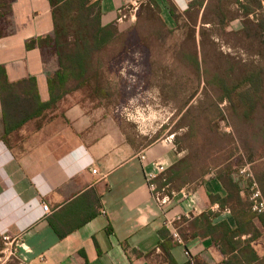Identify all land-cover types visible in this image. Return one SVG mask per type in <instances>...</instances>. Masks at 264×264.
<instances>
[{
	"label": "crops",
	"instance_id": "obj_1",
	"mask_svg": "<svg viewBox=\"0 0 264 264\" xmlns=\"http://www.w3.org/2000/svg\"><path fill=\"white\" fill-rule=\"evenodd\" d=\"M107 1L104 24L117 21L123 4L115 0L114 16L108 19ZM171 1L187 10L194 0ZM8 16L14 27L0 38V65L12 82L36 77L47 101L57 57L47 49L28 50L26 43L53 34L50 2L14 0ZM78 93L12 135L11 146L4 141L0 96V239L19 240L25 264H264V222L247 220L240 232L241 219L231 206L208 197L211 184L226 193L217 181L192 190L198 213L177 225L183 244L170 242L147 176L158 161L169 170L180 158L174 144L141 145L105 108L86 104ZM188 212L180 201L170 209L173 217Z\"/></svg>",
	"mask_w": 264,
	"mask_h": 264
},
{
	"label": "trees",
	"instance_id": "obj_2",
	"mask_svg": "<svg viewBox=\"0 0 264 264\" xmlns=\"http://www.w3.org/2000/svg\"><path fill=\"white\" fill-rule=\"evenodd\" d=\"M103 1L49 0L53 34L26 43L28 50L38 48L43 52L47 49L57 57L59 68L48 77L49 100H42L36 77L12 82L6 67L0 65V96L6 128L4 141L8 146H11L12 135L26 124L55 111L67 95L82 90H89L97 96L104 92L101 88L102 53L113 44L123 42L126 34L119 28L117 21L103 23ZM152 1L157 3V0ZM13 2L9 0V4H6L0 1V8H8L6 13H0V19L11 13ZM236 4L237 14L226 10L225 0H194L187 10L198 8L200 12L203 11L204 24H210L213 28L221 26L226 29L234 20L240 19L241 29L231 33L239 35L244 46L253 54L261 56L264 62V0H236ZM170 13L175 18V10ZM221 62V75L206 67L203 76L214 92L219 91V100L215 101L211 97L207 105L190 107L183 114L179 129L186 127L187 133L177 136L175 144L186 155L176 159L165 175V182L162 177L156 182L160 187L169 185L170 191H179L199 179L201 184L219 182L226 193L222 195L216 190L215 184H211L212 191L208 197L212 203L218 202L222 207L231 206L233 215L241 219L238 220L241 232L245 231L247 220L256 217L264 222V213L259 214L252 209L250 186L253 179L241 174V170L250 165L254 180L264 196V63L251 69L249 65L225 55H222ZM191 74L192 81L199 87L202 82V63L198 53L194 55ZM224 102L229 103V108L252 107L255 115L263 118V123L254 124V134H246L248 137L238 135L232 126L228 127H232L233 132L225 131L220 126L221 121L226 119V112L220 106ZM236 136H239L248 158L234 154ZM65 235L59 234L61 238ZM170 242H174L172 237ZM168 259L173 260L170 255Z\"/></svg>",
	"mask_w": 264,
	"mask_h": 264
},
{
	"label": "rangeland",
	"instance_id": "obj_3",
	"mask_svg": "<svg viewBox=\"0 0 264 264\" xmlns=\"http://www.w3.org/2000/svg\"><path fill=\"white\" fill-rule=\"evenodd\" d=\"M0 1L9 4V0ZM107 2L108 19H111L117 1ZM157 3L140 0L136 7L122 14V20H119L118 14L117 23L126 34V39L102 53L101 88L104 92L97 96L89 90H82L78 97L88 105L105 108L121 123L128 136L141 145L148 147L163 141L172 142L176 154L183 158L186 152H181L175 144L177 136L187 133L186 127L179 129L183 114L190 107L207 105L211 97L216 101L221 96L218 90L214 92L205 82L206 67L221 75L222 55L249 65L251 69L260 67L264 62L261 56L244 46L239 35L231 33L241 29L240 19L234 20L226 29L221 26L213 28L204 24L203 13L198 8L182 10L171 0H157ZM225 8L233 14L238 12L236 0H225ZM173 9L175 18L170 13ZM7 10V6L1 7L0 13ZM13 27L12 18L5 15L0 19V37L11 32ZM197 53L202 63L199 87L192 81L191 74ZM220 106L226 112V119L221 121L220 126L227 132H233L234 128L238 135L248 137L246 134H254V124L263 123V118L255 115L252 107L229 108L228 102ZM236 138L234 154L248 158L239 136ZM200 181L195 180L185 188L194 190L201 184ZM15 247V243L5 245L0 239V264L19 263L11 254V249Z\"/></svg>",
	"mask_w": 264,
	"mask_h": 264
},
{
	"label": "built area",
	"instance_id": "obj_4",
	"mask_svg": "<svg viewBox=\"0 0 264 264\" xmlns=\"http://www.w3.org/2000/svg\"><path fill=\"white\" fill-rule=\"evenodd\" d=\"M123 5L118 10V14L120 16L119 20H122V14L130 9L131 7H136L138 4V1L140 0H122ZM145 159V157H143ZM168 166L163 161H158L155 163V170L148 173L147 180L149 183V187L151 192L153 193L154 199L160 209V211L165 216V227L170 230V235L176 241L177 243L183 244V240L181 238L179 227L177 226L178 223H181L185 218H189L191 214L198 213V207L196 204V196L195 193L192 190H189L188 188H183L179 192L176 191H170V186L165 185L163 187H160L156 183V179L163 178V181L165 182V175L167 173ZM93 173H97V169L93 170ZM241 174L246 175L249 178L253 179V182L250 186V200L252 202V209L253 211L262 214L264 213V196L262 194V191L260 190V187L258 183L254 180L253 174L250 170L249 166L244 167L241 170ZM178 196L180 198L178 199ZM185 202L187 206L189 207V212L187 215H177V216H171L170 215V209L173 207V205L177 202ZM43 211L45 215H49L51 213L50 207L43 203L42 204ZM4 244H16V247L11 249V254L19 261V264H25L26 259L22 257L20 254V246L21 242L17 239H12L9 237H3ZM5 250V249H4ZM8 250V248H7ZM187 255H189V252H186Z\"/></svg>",
	"mask_w": 264,
	"mask_h": 264
}]
</instances>
